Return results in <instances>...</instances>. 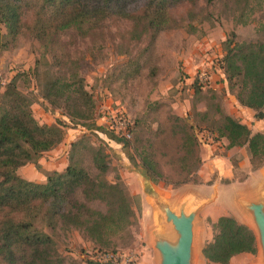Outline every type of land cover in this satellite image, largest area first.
Returning <instances> with one entry per match:
<instances>
[{"label":"rangeland","instance_id":"1","mask_svg":"<svg viewBox=\"0 0 264 264\" xmlns=\"http://www.w3.org/2000/svg\"><path fill=\"white\" fill-rule=\"evenodd\" d=\"M196 13V18L190 20L184 8L176 10L181 26L162 32L153 43L147 38L140 45L129 42L130 46L125 47L119 35L129 31L131 24L120 20L109 21L104 33L97 32L86 39L76 36L65 39L61 53L66 60L80 61V73L97 103L95 122L71 123L62 110L53 108L41 97V85L47 79L46 71L53 58H43L42 46L30 37L19 38L0 57V103L7 86L15 81L17 90L32 101L30 110L39 124L50 126L64 121L67 125L60 145L18 172L27 180L46 182L49 173L63 172V144L69 164L71 143L87 135L94 147L104 145L110 156L107 180L114 183L120 178L130 195V190H140L141 184L144 188L143 173L147 172L144 164L148 159L158 170L154 177L147 172L156 191L175 195L181 189H192L197 196L196 204L199 197L210 196L211 202L198 213L195 233V264H208L202 249L212 241V226L218 218L234 216L254 230L241 199L254 197L261 188L262 182L257 178L260 171L253 167L247 148L228 150L225 141H215L208 126L219 118L216 106L226 114H235L236 94L229 90L217 62L225 54L224 42L231 33L236 34L239 43H264V0H249L247 6L243 3L241 7L222 2L207 5L202 0ZM38 61L39 72L34 74ZM131 64L139 69L126 80L125 71ZM203 73L209 80L197 93L196 78ZM204 114L207 120L203 119ZM119 116L132 125L129 140L111 129L110 122ZM184 125L192 126L199 140L202 163L191 174L181 163L185 154L180 127ZM215 158L223 160L218 165L204 164L205 159ZM187 164L188 169H193V162ZM84 166L92 174L97 173L89 154L84 157ZM131 181L134 185L128 186ZM131 196L135 209L133 225L116 239L117 250L134 253L137 260L133 264H141L145 254L147 264H155L153 252L145 243V199L140 193ZM92 206L106 210L99 203ZM44 231L53 236L68 264H87V259H95V245L82 231L61 227L54 232L48 228ZM230 264H261L259 248L255 255H238Z\"/></svg>","mask_w":264,"mask_h":264},{"label":"trees","instance_id":"2","mask_svg":"<svg viewBox=\"0 0 264 264\" xmlns=\"http://www.w3.org/2000/svg\"><path fill=\"white\" fill-rule=\"evenodd\" d=\"M202 0H0V57L13 48L21 37L40 43L43 58L51 56L47 79L42 82L41 97L53 108L62 110L71 123L88 124L97 119V103L87 89L78 60H66L62 45L69 36L89 38L104 33L109 21H124L131 29L119 35L125 47L151 43L165 31L177 29L181 21L175 11L184 8L190 20L197 16ZM247 6L249 0H203ZM109 33V31H108ZM231 33L224 42V56L217 66L222 70L229 90L235 92L242 107L252 109L256 120L264 119V43H239ZM149 43V45H152ZM119 49V45L116 46ZM124 47V46H123ZM40 61L35 73L39 72ZM131 64L126 80L138 71ZM197 93L204 87L196 79ZM0 103V264H68L58 250L52 232L59 227L80 230L102 253H117L116 239L133 225L135 209L131 195L120 178L114 183L106 178L111 159L104 145L94 147L87 135L73 142L69 164L63 172L47 175L45 183L21 177L18 172L64 141L63 121L41 125L32 116V101L10 83ZM219 118L208 130L215 141H225L228 150L247 148L256 169L264 166V133H253L239 119L216 106ZM203 119L207 120L206 114ZM132 132V125H129ZM106 132V131H104ZM185 156L181 163L191 174L202 161L199 140L193 127H180ZM112 136V135H111ZM89 154L96 174L84 166ZM193 162V169H188ZM145 168L151 177L158 174L156 164L146 159ZM187 165V167H186ZM187 168V169H186ZM104 205L105 211L92 204ZM213 239L203 248L208 264H230L241 254L257 253L253 231L234 216H222L212 226ZM87 264H100L87 259Z\"/></svg>","mask_w":264,"mask_h":264},{"label":"water","instance_id":"3","mask_svg":"<svg viewBox=\"0 0 264 264\" xmlns=\"http://www.w3.org/2000/svg\"><path fill=\"white\" fill-rule=\"evenodd\" d=\"M143 175L146 181L144 192L151 198L158 215V226L155 225L150 234L151 245L155 250V263L195 264L196 219L202 207L211 202L212 198L199 197L200 202L196 204L197 196L191 192L186 193L171 205L152 187L147 172ZM261 182V188L257 190L254 197L241 199V206L250 214L261 264H264V181Z\"/></svg>","mask_w":264,"mask_h":264},{"label":"crops","instance_id":"4","mask_svg":"<svg viewBox=\"0 0 264 264\" xmlns=\"http://www.w3.org/2000/svg\"><path fill=\"white\" fill-rule=\"evenodd\" d=\"M236 111L235 114L230 113V115H232L233 117L239 119L243 124L248 125L253 133H264V119L263 120H256L255 119V112L252 109L246 108V107H242L238 101H236ZM66 144V143H65ZM72 144V143H71ZM65 145L63 144V171L68 167V152L67 150L64 149ZM222 158H215L213 160L210 159H205L204 160V164H215L218 165L219 162H222ZM44 160H41L40 163L43 164ZM259 174H257V178L259 180H263L264 181V166L259 169ZM25 178V177H23ZM135 179H133L134 181ZM133 181L128 183V186L130 185H134V183H132ZM34 182V181H33ZM36 182V181H35ZM40 183V182H37ZM41 183H45V182H41ZM137 184L140 186L139 181L137 180ZM140 190L138 191H131L130 193L131 195H136L139 194L143 196V199H145L146 202V209H145V216H144V236H145V243L147 245V248L151 249L153 252V258H155V250L153 249L152 245H151V231L153 229V227L155 225L158 224V215H157V211L154 207V204L151 200L150 197H148V195L144 192V188L141 184V187H139ZM192 189H181V191H178V193H175V195L172 194H162L161 192H159L171 205L174 204L175 201H178L180 198H182L186 193H191ZM187 191V192H186ZM204 191V190H203ZM155 218V219H154ZM219 219V218H218ZM241 222V221H240ZM244 224V222H241ZM158 226V225H157ZM147 255L145 254V258L142 259L141 264H147ZM156 264V263H155Z\"/></svg>","mask_w":264,"mask_h":264},{"label":"built area","instance_id":"5","mask_svg":"<svg viewBox=\"0 0 264 264\" xmlns=\"http://www.w3.org/2000/svg\"><path fill=\"white\" fill-rule=\"evenodd\" d=\"M196 79H198L201 84L205 85L208 83L209 80L206 73L201 74ZM129 125V121L122 116L114 117V119L110 122L111 129L117 134L125 137L127 140L131 138ZM95 256L96 257L93 260L99 262L100 264H133L137 260L136 255L134 253H102L96 251Z\"/></svg>","mask_w":264,"mask_h":264}]
</instances>
